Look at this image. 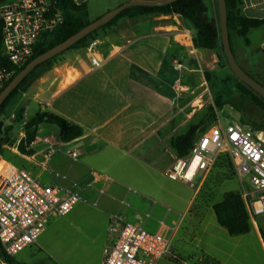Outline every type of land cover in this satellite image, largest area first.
Segmentation results:
<instances>
[{"label":"crops","instance_id":"1","mask_svg":"<svg viewBox=\"0 0 264 264\" xmlns=\"http://www.w3.org/2000/svg\"><path fill=\"white\" fill-rule=\"evenodd\" d=\"M74 1L85 3L89 15V0ZM126 1H112L103 11ZM242 1L243 16L264 19V0ZM205 3L209 17L219 21L218 1ZM195 32L191 22L173 14L122 19L104 30L92 49L83 48L86 51L76 62L49 70L9 103L5 129L17 121L21 111L24 123L32 120L35 116L27 118V112L35 108L36 114L47 111L79 125L84 134L63 142L60 130L52 132V127L41 124L35 140L24 143L30 154L18 149L26 138L20 132L14 146H5L8 158L4 159L44 185L69 187L75 180L82 184L81 200L70 213L50 219L38 242L13 257L14 263L0 256V264H102L114 239L109 228L115 218L137 222L149 212L146 227L150 231L158 230L161 221L179 227L184 223L198 190L187 204H180L181 212L173 213L162 206L172 200L168 195L160 205L134 188L131 177L112 173L124 171L131 160L157 166L168 158L161 167L165 170L172 161L171 139L184 133L210 106L205 73L214 76L218 72L219 50L195 47ZM246 38L248 44L243 36L231 34L234 56L246 72L264 77V24L251 29ZM92 58L101 60V65L93 68ZM73 151L78 153L77 161L70 158ZM88 166L101 174L91 186L86 184L90 181ZM83 218H88L90 234L80 225ZM73 236L76 247L71 245ZM159 264L176 263L165 258Z\"/></svg>","mask_w":264,"mask_h":264},{"label":"built area","instance_id":"2","mask_svg":"<svg viewBox=\"0 0 264 264\" xmlns=\"http://www.w3.org/2000/svg\"><path fill=\"white\" fill-rule=\"evenodd\" d=\"M62 23V12L55 0L0 2L2 54L10 63V68L0 67V89L13 79L18 67L27 63L42 38ZM101 63L91 59L93 68ZM222 153L229 155L237 176L250 186L241 196L250 222L256 225V220L264 216V128L241 121L224 124L216 116L196 136L187 155L178 156L173 151L164 175L193 186L197 175L210 171ZM70 158L77 161L78 153L71 152ZM86 169L88 186L101 179L92 167ZM81 181H72L69 187L44 185L27 170L0 157V244L4 253L16 257L38 242L50 219L70 213L81 200ZM150 216L144 213L137 222L115 218L109 228L114 239L106 248L102 264H159L165 258L176 264H192L172 251L179 224L161 221L158 230L150 231L146 227Z\"/></svg>","mask_w":264,"mask_h":264},{"label":"rangeland","instance_id":"3","mask_svg":"<svg viewBox=\"0 0 264 264\" xmlns=\"http://www.w3.org/2000/svg\"><path fill=\"white\" fill-rule=\"evenodd\" d=\"M14 0H0V2H11ZM116 0H89L90 10L89 15L85 19L93 21L94 17L102 16L107 11H103L105 5ZM109 11V10H108ZM140 29L134 30L135 38ZM104 30L99 31L90 39L89 48L95 46V40ZM85 49L69 50L66 53L58 56L51 69H39L36 74L38 79L43 74H47L49 70L57 67H64L68 63L77 61L80 53ZM85 53V52H84ZM81 56V55H80ZM245 70H248L242 65ZM216 75H211L209 81L208 95L211 97L210 106H214V100L218 93L222 94L221 107H215V116H218L224 124L232 121H241L248 125H253L252 122L261 123L264 118V112L252 103L249 98H245L236 90V82L238 78L232 73L227 64L219 65ZM226 71L227 73H224ZM249 72V70H248ZM224 73V74H223ZM80 74L77 73V76ZM252 75L264 83V77L259 73L253 72ZM206 77V73H205ZM251 94L254 92L249 91ZM257 94V93H256ZM35 108H31L27 112V118L35 116ZM201 117V116H200ZM197 118V120L200 119ZM5 119V118H4ZM196 120V121H197ZM6 123L7 120L5 119ZM23 124L15 121L11 126L3 125V130L12 131L14 128L18 130L10 140V147L14 146L20 138V134L24 132ZM46 127H52L53 131L59 132V128L54 124H46ZM21 132V133H20ZM7 154V152H6ZM168 160V158H167ZM167 160H163L157 166H150L145 163L131 160L127 166H124V171L114 172V175H127L131 178L132 185L139 192L149 196L150 199H155L162 205L161 199L166 198V195L172 200L166 202V206L173 210V213L179 212L180 204L185 205L191 198L194 191H197L196 199L194 200L190 212L187 215L184 223H181L177 231V235L173 242L172 251L180 259L188 261L192 264H264V216L256 220V225L252 224V231L245 235L231 236L227 230L221 227L211 206L206 205L209 198H213V202L222 200L227 192L239 190L244 192L249 189V184L242 181L234 172L231 179H227L228 170L220 168L216 164L207 173L199 174L193 182V186L186 185L180 181H173L166 177L161 171V167ZM111 173V172H110ZM232 173V172H231ZM230 173V174H231ZM167 201V200H166ZM181 212V211H180ZM86 234L89 233L88 218H83L80 222ZM76 237H72L71 245L76 247Z\"/></svg>","mask_w":264,"mask_h":264},{"label":"trees","instance_id":"4","mask_svg":"<svg viewBox=\"0 0 264 264\" xmlns=\"http://www.w3.org/2000/svg\"><path fill=\"white\" fill-rule=\"evenodd\" d=\"M57 7L61 10L63 16V23L54 32L45 35L42 40L35 46L31 58L23 66L17 68L14 77L24 69V67L32 61L37 56L43 54L47 50L57 46L58 44L64 42L71 36L78 33L90 22L85 19L87 15V5L85 3L77 4L74 0H55ZM242 0H226L227 8V20H228V30L229 35L236 32L238 35L245 38L246 44H248V39L246 38L248 32L260 25L264 24V19H249L241 14ZM121 5V4H120ZM158 14H173L178 15L182 19L188 20L194 26L196 32L193 38L195 47L205 48L215 50L218 48V59L219 65L227 64L224 54L223 47L220 37L219 21L210 18L208 15V8L205 0H176L170 4L157 7H130L119 13L114 19L109 21L106 25L102 26L98 30L90 33L87 37L78 41L72 45L68 50L57 55L56 57L46 61L30 74H28L25 79L15 88L10 96L3 102L0 106V121H4V114L9 105V103L20 93L26 91L30 85L38 78L36 72L41 69H51L54 60L66 53L69 50L83 49L89 46L90 39L93 35L101 30H107L115 26L120 20L125 18H134L146 15H158ZM94 21V20H93ZM231 41V40H230ZM232 46V44H231ZM223 63V64H222ZM228 65V64H227ZM0 67L10 68V63L7 58L2 54V37L0 34ZM248 73V72H247ZM251 77L257 80L252 74L248 73ZM13 77V78H14ZM211 75L206 73V78L210 81ZM264 86V83L257 80ZM11 82H7L1 89L0 93L4 88ZM236 90L243 97L249 98V100L258 106L264 112V98L256 94L248 86L239 80L236 82ZM254 92V93H250ZM222 94L219 92L218 96L214 100V106L207 107L201 114L198 121L191 123L188 129L171 139L170 145L172 150L178 156H185L189 153V150L193 146L196 136L205 131L215 120V107H221L222 104ZM17 122L23 124V129L26 134L25 141H21L18 149L22 154H30L31 151L25 149V144H30L35 140V134L38 126L41 124H54L59 127L60 139L63 142H70L81 137L84 134V130L79 125L70 123L66 119L50 112H38L35 117L24 123L23 122V111L19 113ZM253 126L256 128H264V118L261 123L252 122ZM3 130V127H2ZM9 131L3 130L0 134V156L3 158H8L6 154L5 146L9 145L11 141L7 144L6 137ZM215 164L220 168H225L228 170L226 175L227 179H231L235 174V170L232 161L228 154H220ZM232 172V173H231ZM231 173V174H230ZM234 174V175H233ZM197 198V197H196ZM195 198V199H196ZM199 198V197H198ZM198 198L196 201H198ZM213 198H209L206 201V205L211 206L215 213L216 220L218 224L225 228L229 235L239 236L245 235L252 231V223L248 215L247 208L242 199L241 193L239 191H231L224 194L222 200L218 202H213ZM264 237V231H262ZM0 256H2L6 261L14 263L13 258L6 255L2 250L0 244Z\"/></svg>","mask_w":264,"mask_h":264},{"label":"water","instance_id":"5","mask_svg":"<svg viewBox=\"0 0 264 264\" xmlns=\"http://www.w3.org/2000/svg\"><path fill=\"white\" fill-rule=\"evenodd\" d=\"M176 0H128L121 5L107 11L101 17L95 19L90 22L87 26H85L82 30H80L75 35L71 36L64 42L58 44L57 46L47 50L43 54L37 56L32 61H30L22 71H20L11 82L4 88V90L0 93V106L3 102L10 96L12 91L18 87V85L25 79V77L30 74L37 67L45 63L46 61L56 57L57 55L63 53L68 50L72 45L87 37L90 33L98 30L102 26L106 25L109 21L114 19L119 13L123 10L130 7H157L164 6L166 4H170ZM219 7V28H220V37L221 43L223 47V54L228 64V67L232 71V73L243 82L246 86H248L255 93L264 98V86L251 77L237 62L234 53L231 47L230 35L228 30V20H227V8H226V0H217ZM4 125V121H0V134L3 133L2 127ZM18 129L14 128L10 131L6 137V142L8 143L15 132Z\"/></svg>","mask_w":264,"mask_h":264}]
</instances>
